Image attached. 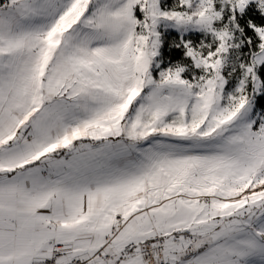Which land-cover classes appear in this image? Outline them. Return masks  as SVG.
Returning a JSON list of instances; mask_svg holds the SVG:
<instances>
[{"label": "snow or ice", "instance_id": "snow-or-ice-1", "mask_svg": "<svg viewBox=\"0 0 264 264\" xmlns=\"http://www.w3.org/2000/svg\"><path fill=\"white\" fill-rule=\"evenodd\" d=\"M0 264H264V0H0Z\"/></svg>", "mask_w": 264, "mask_h": 264}]
</instances>
